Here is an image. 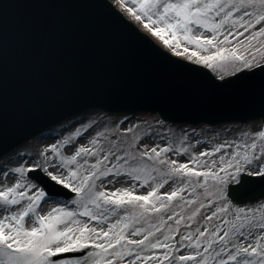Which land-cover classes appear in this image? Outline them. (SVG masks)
<instances>
[{
	"label": "snow or ice",
	"instance_id": "6c2138e0",
	"mask_svg": "<svg viewBox=\"0 0 264 264\" xmlns=\"http://www.w3.org/2000/svg\"><path fill=\"white\" fill-rule=\"evenodd\" d=\"M117 2L177 57L157 52L161 60L208 69L215 78L202 74L204 87L264 110V0ZM36 6L111 11L103 0ZM163 127L127 116L69 121L74 131L26 156L0 26V264H264V129L197 153L199 134L173 138Z\"/></svg>",
	"mask_w": 264,
	"mask_h": 264
},
{
	"label": "water",
	"instance_id": "95a60500",
	"mask_svg": "<svg viewBox=\"0 0 264 264\" xmlns=\"http://www.w3.org/2000/svg\"><path fill=\"white\" fill-rule=\"evenodd\" d=\"M39 2L0 0L9 5L0 26L8 34L10 109L20 145L89 109L144 111L172 123L209 125L264 117L259 104L242 95L204 87L202 74L213 77L206 70L178 71L161 60L157 52L176 59L105 0L111 11L44 9Z\"/></svg>",
	"mask_w": 264,
	"mask_h": 264
},
{
	"label": "rangeland",
	"instance_id": "374dc122",
	"mask_svg": "<svg viewBox=\"0 0 264 264\" xmlns=\"http://www.w3.org/2000/svg\"><path fill=\"white\" fill-rule=\"evenodd\" d=\"M114 7L122 13V15L131 21L142 33L146 34L153 42H155L157 45H159L161 48L163 46L160 44V42L152 37L150 34L146 33L143 28L132 18L128 15L127 12L123 11L120 7V4L117 2V0H109ZM164 49V48H163ZM166 50V49H164ZM167 51V50H166ZM168 52V51H167ZM170 53V52H169ZM125 116H127L132 122L137 121H147L149 124L156 125L160 120L151 114L145 113V114H134V115H110V114H102L101 112H88L83 115H80L70 121H80V120H87L89 117L92 119H99L103 123H109L111 121H117L119 119H123ZM69 121L60 124L58 126L52 127L49 130H47L45 133H43L41 136L33 140L32 142H29L27 144L22 145L19 150L22 152H25L26 156L28 154L35 155L37 152L42 150L43 148L49 146L52 143H55L58 139L62 138L64 135L69 134L70 132L74 131V128H70L67 131L64 130L63 125L67 124ZM171 129L172 133H174V137H178L181 135V129L186 130L188 133H197L199 135L193 137L192 142L195 143L196 139L201 140L204 142L202 145H198L194 151L199 152L202 150H205L209 143H216L221 142L225 139L232 140L234 138H237L242 135V132L248 131L250 133H255L256 131H259L261 129H264V124L260 121L255 122H249L247 124H222L219 126H213V127H207L205 125L191 127L188 125H169L164 123V127L160 129L162 133L168 132V130ZM215 138V139H214ZM83 142V141H81ZM148 142V141H146ZM150 143V142H149ZM159 143L163 146L165 141L161 140ZM75 146V145H74ZM66 154H71V149L66 151ZM173 158H176L173 156ZM181 162H184V158H180ZM2 179V177H0ZM45 210L47 209V205L44 206Z\"/></svg>",
	"mask_w": 264,
	"mask_h": 264
}]
</instances>
